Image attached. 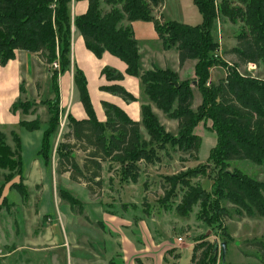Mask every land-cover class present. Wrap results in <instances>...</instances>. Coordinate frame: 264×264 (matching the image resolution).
I'll return each mask as SVG.
<instances>
[{"label": "trees", "instance_id": "trees-1", "mask_svg": "<svg viewBox=\"0 0 264 264\" xmlns=\"http://www.w3.org/2000/svg\"><path fill=\"white\" fill-rule=\"evenodd\" d=\"M72 1L0 0V65L14 58L16 50L36 53L47 65L58 63L50 77L55 100L49 102L48 127L43 130L37 150L43 165L50 164V139L58 123L57 78L72 69L73 83L86 118L76 119L68 114L66 129L56 152L60 172L68 173L71 181L83 184L90 197L103 187L105 163L109 166L119 164L121 179L136 183L140 174L138 163L158 160L154 149L148 148V143L163 141L158 144L163 148L164 142L169 141L180 151L190 152L197 158L201 138L194 128L201 122L210 121L209 129L216 135V144L210 149L207 165L201 164L164 177V195L170 198L179 186L185 188L176 206L178 216L188 219L192 207L199 205V219L210 227L218 228L228 239L230 235L224 225L228 212L222 201L236 206L240 214L264 217V182L228 168L235 160H248L264 168V80L241 74L237 65L228 66L217 55L220 46L212 33L219 15L232 23H241L236 44L227 53L234 54L238 63L244 66L263 63L264 0H237L242 5L238 7L225 1L216 5L215 0H192L201 15V22L196 25L165 21L161 13L154 17L155 8L162 9L165 0H85L88 4L86 11L73 17L70 11ZM101 2L109 5L110 10L103 12ZM124 19L153 22L164 49L176 48L180 66L186 60H195L194 77L180 80L175 71L167 68L142 70L138 42L132 28L122 25ZM72 27L96 57L107 51L125 63V74L138 77L148 99L168 117L177 120L176 135L165 131L148 104L141 105V122H138L120 106L102 100L105 120L97 119L88 94L86 76L72 63ZM215 66L225 68L226 75L210 82V68ZM101 75L110 83L100 85V90L127 103L136 100L119 83L124 77L122 72L105 66ZM192 85L201 95V102L195 108H192ZM30 107V102L19 99L11 105V111L16 113L20 109L22 114H28ZM141 124L149 137L148 143L142 140ZM18 125L33 131L39 128V120L20 119ZM10 135L15 149L6 143L5 134L0 132V169L8 171L5 180L13 175L20 177L19 182L12 183L11 187L25 197L27 188L21 182V140L13 130ZM76 152H81L82 157L78 158ZM212 165L216 173L209 191L197 182L191 185L192 178L206 174ZM69 200L75 201L72 197ZM249 245L264 261V242L254 240ZM218 257L222 258V254L217 242L204 234L193 245L188 264H218Z\"/></svg>", "mask_w": 264, "mask_h": 264}, {"label": "rangeland", "instance_id": "rangeland-1", "mask_svg": "<svg viewBox=\"0 0 264 264\" xmlns=\"http://www.w3.org/2000/svg\"><path fill=\"white\" fill-rule=\"evenodd\" d=\"M223 1L232 6H242L237 0H215V3L219 5ZM160 13L165 21L181 20L193 24L201 21V15L192 0H165L162 9L155 8L153 16L157 18ZM150 26L143 29L145 37L149 38L145 44L156 48L160 42L156 38L151 41L153 26ZM240 28L241 23H232L218 16L212 29L220 46L217 55L228 66L237 65L241 74L264 80V62L257 66H244L238 63L234 54L227 53L236 44ZM74 29L72 27L71 47L72 55L77 59ZM39 60L42 63L35 62L31 82L25 79L20 85V100L31 103V112L22 114L20 109L16 113L10 111L11 117L20 114V118L25 120L38 119L39 128L28 131L18 126L13 130L21 140V182L27 188L25 197L11 187L12 183L19 182L20 177L13 175L11 179L5 180L8 171L0 169V264H188L191 254L188 246L194 245L204 234H208L209 240L217 242L219 251L221 242H226L225 259L218 257V264H264L258 251L249 245L254 240L264 242V217L240 214L236 206L222 201L228 212L224 218V225L230 235L228 239L218 228L210 227L199 219V205L192 207L188 219L178 216L176 206L185 188L179 186L170 198L164 195V177L194 169L201 164L207 165L210 149L216 144V135L209 129L210 121L205 124L201 122L194 128L201 138L197 158L190 152L180 151L177 145H171L169 141L164 142L163 148L158 147L163 141L148 143L146 130L140 125L142 140L146 138L148 148L154 149L158 160L140 161L138 181L128 185V188V181L121 179L120 165L112 163L109 166L105 163L103 187L90 197L81 183L70 180L71 183L65 177L69 174L60 172L56 148L66 129L71 108L69 104L63 105L58 87V123L50 139V164L45 172L37 169V177L31 179L29 166L35 156L43 166L36 150L39 149L43 130L48 127L49 102L55 100L50 79L54 62L47 65ZM215 67L211 70L214 82L226 75L225 68ZM86 69L90 100L102 106L100 101L96 102V93L113 94L100 90V85H96L98 76L91 63L86 62ZM192 89L195 96L192 108H195L201 102V95L194 85ZM2 97L3 92L0 90V106L5 104ZM156 110L165 131L176 135V119L168 117L158 108ZM5 117L0 107V121ZM2 127L0 132L5 134L6 143L15 149L10 135V129L13 128L6 125ZM76 153L78 158L82 157L81 152ZM228 168L255 181L264 182V168L248 160L231 161ZM215 173L216 169L212 165L211 169L207 168L206 174L192 178L191 185L197 182L209 191ZM69 197L75 201L71 202Z\"/></svg>", "mask_w": 264, "mask_h": 264}, {"label": "crops", "instance_id": "crops-1", "mask_svg": "<svg viewBox=\"0 0 264 264\" xmlns=\"http://www.w3.org/2000/svg\"><path fill=\"white\" fill-rule=\"evenodd\" d=\"M87 6L88 4H87V1L85 0H80V1L73 0L70 6L71 15L75 16V15L84 13L87 9ZM110 8L111 7L109 5H105L102 2L100 3V9L102 11L104 10L103 12L109 11ZM177 22L186 23L190 25H196V24H199L201 21L199 23H194V24L181 21V20H177ZM122 25L124 26L129 25L133 30L134 37L136 38L138 42L140 65H141L142 70H150L153 67H157L160 69L167 68L172 71H175L178 74V77L180 80L192 79L194 77L193 68L195 65V60H190V59L186 60L183 63V65L180 66L176 48L172 47L170 49H164L162 42L158 38V35L154 29L153 22L142 21V20H136V21L129 22L126 19H124L122 21ZM148 25L153 26V30L152 32H150L151 41H153L154 38H156L157 41L160 42V45L157 44L158 47L156 48L151 47L148 44H145L146 41H149V38L145 37V32L143 31V29H148ZM73 31H74L73 34L75 35V38H76L75 56L77 55L78 60L75 59L76 57H73L72 55L73 47H71L72 63H74L79 69H81L84 75L85 74L87 75L86 62L91 63L93 65L94 71L96 72V75L98 76V78L96 79V82H97L96 85L110 83L107 80L105 81L104 77L100 75L101 68L108 66V67L114 68L122 72L124 74V77L122 80L119 81V83L123 85L127 91H129L136 97L135 101L127 103L124 100H122L120 97L115 96V95H109L105 93H96V102L97 101L101 102L102 100H106V101L115 103L116 105L120 106L128 114L130 118L138 122H141V109H140L141 105L148 104L150 105L153 113L157 116L161 124H163L160 117L158 116L156 105L152 101H150L147 98V96L144 94L143 85L140 79L138 77L125 74V68H126L125 63L107 51H105L101 57H96L93 53H91L85 47L84 41L82 37L80 36V34L78 33V31H76L75 29ZM140 42H143V43H140ZM36 61H38L40 64L42 63L39 60L38 55L36 53H31L25 50H16L14 58L9 60L5 65H0V90H2L3 92L2 100L5 101V104L1 105L0 107H1V113L5 114L6 116L5 119L0 121V127H2L3 125L9 126V127L11 126L13 129H10L9 127L8 128L12 131L16 127L19 126L18 122L22 118H20V114L13 115V117L10 116L11 105L14 102H16L18 99H20L21 97L20 85L22 81H25V79H27V80H30L31 82L32 78L34 77L32 75H33V67ZM215 68L216 67H214V69ZM212 69L213 67L210 69V81L214 82L212 78V72H211ZM27 76L29 77V79ZM35 82H38V80H36ZM58 87H59V92L61 95V100H62L63 105L64 106H67L68 104L70 105V108H71L70 115H72L76 119L86 118V113L82 105L80 106L81 104V103L79 104L80 101H78L79 99H78V94L76 92V89L73 83L72 71H65L63 74L59 76ZM25 91H27L26 88H25ZM69 98L71 99L69 100ZM75 101H77L78 103H75ZM92 106L94 108L97 119L100 121H104L105 115H104L103 107L100 106L99 104H95V101L92 102ZM174 126L177 127L176 120H175ZM140 133H141V129H140ZM46 168L48 167L44 165L42 166L40 161L35 156L32 164L29 166L30 178L33 179L34 176L37 177L38 170L45 172ZM103 171H104V168H103ZM65 177L67 180L70 181L68 176H65ZM102 178L104 179V172H102ZM28 182L29 180H27L26 183ZM128 185H132V183L128 182L126 188H128ZM83 187L85 188L84 185ZM188 247L191 248V254L190 256H188V258L190 259L192 255L193 245H190Z\"/></svg>", "mask_w": 264, "mask_h": 264}, {"label": "water", "instance_id": "water-1", "mask_svg": "<svg viewBox=\"0 0 264 264\" xmlns=\"http://www.w3.org/2000/svg\"><path fill=\"white\" fill-rule=\"evenodd\" d=\"M220 247H221L222 260H224L226 255V242H221Z\"/></svg>", "mask_w": 264, "mask_h": 264}, {"label": "built area", "instance_id": "built-area-1", "mask_svg": "<svg viewBox=\"0 0 264 264\" xmlns=\"http://www.w3.org/2000/svg\"><path fill=\"white\" fill-rule=\"evenodd\" d=\"M53 67H54V68H58V63H57V62H54V63H53ZM178 240L181 241V238H178Z\"/></svg>", "mask_w": 264, "mask_h": 264}]
</instances>
